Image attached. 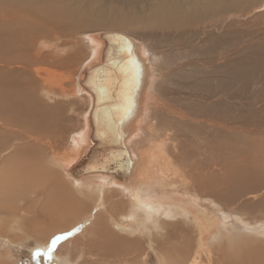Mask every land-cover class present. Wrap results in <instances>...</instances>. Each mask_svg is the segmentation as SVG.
Wrapping results in <instances>:
<instances>
[{
    "label": "bare ground",
    "instance_id": "obj_1",
    "mask_svg": "<svg viewBox=\"0 0 264 264\" xmlns=\"http://www.w3.org/2000/svg\"><path fill=\"white\" fill-rule=\"evenodd\" d=\"M25 1L27 0H0V5L4 4L8 7V4L13 3L20 6L23 11V8L27 6H24ZM42 1L45 2L44 5L53 4L52 0ZM150 1L145 5L138 4L127 8L122 6L121 9L112 8L111 11L109 9L107 10L109 12L100 14L101 16L98 14L99 9L97 13L89 16V21L84 24L86 28L75 31L76 36L73 35L75 36L73 38H68L67 35L61 36L54 30L50 36H46V30L37 31L36 29L29 37L32 40H28L27 32L25 34L21 32H25V24L29 21L25 15L17 13L18 8L14 9L15 11L9 10L12 8L9 5L8 10L5 7L3 8L5 12L0 14V30H3L0 32V106L5 101L8 103L11 101L14 107L12 111L1 108L4 113L1 115L4 117L0 119V130L7 129L9 132L11 129H16L13 125L21 124L25 120L26 122L33 121L29 123L30 126L35 125L26 132L21 131L16 141L6 142V139H3L1 143L6 142V145L0 146V159L10 156L8 167L11 169L15 165L16 155L21 156L23 153L26 155L29 152L32 160H38L45 167L40 168L35 162L25 167V174L21 176L25 179L17 182L19 190L12 196L4 195L3 203H5V198L9 199L10 205L21 211L9 216L8 220L22 221L24 216L28 217L29 209L36 212L43 211L46 220H56V225L51 223L53 225L51 235L45 232V228L41 230V227V229L37 228L38 225H33L40 234L37 235L40 243L45 247H51V242L55 237H62L52 251L55 257L65 264H80L81 255L90 252L87 250V245L92 247V239L96 238L98 232L95 227L97 228L99 224L98 220L102 219L110 221L117 231L115 235L126 234L130 240L137 237L149 244L146 254L142 256L146 264H153L151 260L157 264L160 260L154 248L153 236L156 235L174 239L178 243L179 237L183 238L180 240L183 247L187 245L182 243L184 239L187 242L188 239L191 240L190 244L194 247V252L185 256L189 257L188 259L183 256L185 260L182 259V251L179 252L181 259L177 260L178 264H213V256L221 251L227 256L220 258L217 263L229 264L230 258L240 259L236 257L237 253L241 255L249 249L255 252L257 249L263 250L264 248V205L252 207L246 204L245 206V201L244 203L240 201L242 205L234 207L235 203L231 199H224L225 196L220 193V191H225L221 187V179L219 181L214 178L216 172L227 167L223 164L224 156L229 160L234 159L236 157L234 147L238 146L232 147L206 140V143H199L196 147L186 144L183 150L162 116L163 112L168 109L163 100L168 92V85H172L173 81L182 83L187 88L197 84V81L192 78L195 73L190 72L186 77H183V73L203 66L201 64L205 60L200 55L187 57L185 53L189 50L196 52L207 50L210 58L205 63L212 65L210 68L213 72V76L207 80V88L222 93L214 96L213 101L210 102V110L220 109L224 115L218 113L215 115V111L210 117L207 115L201 118H206L204 120H207L209 124L207 127L214 129L216 127L228 135L235 133L234 136H246L253 133L264 138V129L261 127H244L229 123V116L234 117L232 114H235L232 112L231 105L236 104L230 94L231 90L241 91L240 97L249 100L247 102H249L251 111L263 107L259 115L263 113L260 118H264V0H208L205 2L198 0L196 8L191 13L182 11V6L187 0ZM29 2L31 0H28ZM102 5H99L100 8ZM90 6L88 7L92 9ZM231 6L247 8V10L242 14L234 13L231 12ZM189 7L191 6L187 3L185 8ZM33 8H36L35 5ZM146 9L151 14H146ZM35 10L31 8V11L35 12ZM85 10L88 12L87 9ZM55 11L58 12V10ZM204 12H207L211 20L201 28L191 30L188 37L186 25L192 17ZM39 13L42 12L39 11ZM71 14L77 16L74 13ZM48 20L51 22L50 19ZM97 22L115 25L108 29L88 28ZM174 22L176 24L181 22V26H177ZM19 23L24 26L20 27ZM73 23H76L74 26L77 25L76 20ZM133 23L140 29L144 27L145 32L121 28L125 27L124 25H134ZM233 25H240L232 30V34L242 40H231L229 29ZM79 26L81 25L78 24L74 28L79 29ZM259 26H261L262 34L247 39L246 33L250 32L253 27ZM114 31L128 35L132 40L134 53L141 64V78L136 90L134 108L123 123L125 144L131 158L132 169L123 178L115 177L108 172H92L80 176L75 171L78 170L93 146L92 110L95 97L86 84V78L90 70L102 64L106 59V36ZM142 32L145 33V37ZM80 50L84 56L75 62V69L69 72L71 68L68 66L74 62L73 59L78 57ZM16 53L19 60L12 58ZM232 56L235 63L231 60ZM249 57L257 59L247 62L245 58ZM179 61H181L180 64H178ZM219 61H224L222 68H217ZM39 63H43L45 67L35 66ZM194 98L199 101L203 100V97L199 96H194ZM211 99L205 98L204 100L208 102ZM8 111L14 114L10 117L7 115ZM62 114L64 119L60 116ZM52 117L54 119L58 117L57 120L60 121L55 129H60L62 132L68 127L71 129L69 123L72 122V130L68 133L65 131L68 135H64L60 146L57 145L56 148L53 146L55 140L49 138L50 134L45 135V132L51 128L52 120L50 119ZM186 118L189 123L194 121L190 117L186 116ZM23 127L25 128V125ZM31 141L30 146L25 145L26 142ZM249 141L250 145L255 144L253 139ZM46 148L50 151L48 156L45 155ZM217 150L222 153H218ZM176 155L179 161L177 166ZM242 161L253 162V160H248L247 156L242 158ZM52 170L58 174L59 177L55 174L54 176L61 179L60 182L51 176L52 172L54 173ZM8 172L0 174L1 189L6 184L5 179L8 177ZM35 173L41 174L38 180L49 181L50 187L57 188L58 192L56 193V189L53 192L46 186H39L33 175ZM258 190L264 192V180ZM251 191L250 195L255 197L257 192ZM188 194L191 196L189 199L186 198ZM232 196L238 201L241 198ZM199 197L211 199L209 203L214 211L213 214L209 213L202 204L200 205ZM121 205L123 209L119 211L118 207H122ZM5 209L11 211L9 204L5 205ZM69 210L73 212V219H69L71 220L69 224L61 222L67 224L60 225L58 220H67L61 219V216L68 218L70 213L68 215L66 212ZM91 210L93 215L88 216ZM230 217L234 221H242L244 223L242 229L234 226V223L230 222L232 221ZM87 222L90 223L86 226ZM23 225L18 228L21 232H19L20 237L21 234L27 233ZM9 231L11 234L12 230ZM9 239L13 241L14 238L9 237ZM194 239L195 243H193ZM79 240L83 247L77 249L75 242ZM122 242L126 243V240H121L118 245H115L117 250L125 247V243ZM130 246L128 245V248ZM246 247L249 249L241 250ZM75 252H77L76 255ZM6 253L7 257L11 255L9 251ZM203 256L207 258L206 261L202 259ZM3 260H0V264H12L10 259L4 262ZM257 260H261L259 264H264V257ZM129 263V259L125 261V264ZM166 263L169 261L166 260ZM239 263L252 264L246 261Z\"/></svg>",
    "mask_w": 264,
    "mask_h": 264
},
{
    "label": "rangeland",
    "instance_id": "obj_2",
    "mask_svg": "<svg viewBox=\"0 0 264 264\" xmlns=\"http://www.w3.org/2000/svg\"><path fill=\"white\" fill-rule=\"evenodd\" d=\"M129 1H131V0H125V1L124 0H52L53 4L50 3L48 5L47 4L44 5L45 2H43L42 0H31V2H29V3L27 0V1H25V4H24V6L27 5L26 6L27 10H25V8H26L25 7V8H23V11L28 12V14L26 12H23L22 9L20 8V6L18 7L13 3L8 4V7H10L9 5H11L12 8H9V10H13V11H15L14 9L18 8L19 12H17V13L19 15H25V17L29 21V22H26V24H25V27H26V30H24L25 32H21L22 34H25L27 32L26 35L28 36L27 37L28 40H32L29 37L31 35H33L32 31H35L36 29H37V31H39V30L45 31L46 30L45 31L46 36H50L52 34V30H54V32L60 34L61 36L67 35L68 38L69 37L73 38L76 36L75 33L78 30H82V29L86 28V25L84 26V24H86L87 21H89V19H90L89 16L91 14L97 13L98 12L97 10H99V9L100 10H99L98 14L102 15V14H104V12L106 13V12L111 11L112 8L113 9H115V8L121 9L122 6L127 8L128 6L134 7V6H137L138 4L139 5H143V4L145 5V3L147 2V4H148V2L150 0H147V1L146 0H132L130 2L131 4H129ZM197 1L198 0H194V1L187 0L186 3L184 4V6H182V11L188 12V13L193 12L194 9L196 8V5L198 4ZM202 1L205 2L208 0H202ZM32 2L35 5L36 10L33 8L34 5L32 4ZM84 2H85V4H84ZM89 2L91 4V6H90ZM126 2L129 5L126 4ZM86 3H88L87 5L90 6L92 9H90L86 5ZM97 3H98V6L96 7ZM187 3H189L191 7L185 8ZM43 5H44V7H43ZM49 5H50V7H49ZM99 5H102L101 8ZM112 5H113V7H112ZM30 6L33 10H35V12L31 11ZM45 6H46V8L48 7L47 8L48 10H46ZM51 6H53V7H51ZM71 6H72V8H71ZM5 7L6 6H4V4L0 5V14L1 15L5 12L3 10V8H5ZM8 7H6L5 9L8 10ZM39 7H40V9H39ZM94 7H95V9H94ZM28 8L30 9L31 12L29 11ZM85 9H87L88 12H86ZM102 9H104V10H102ZM55 10H58V12ZM77 10L79 11V13ZM107 10H109V11H107ZM246 10H247V8L244 9L242 7L231 6V12H234V13H241L242 14ZM39 11L42 12L44 15L42 13H39ZM55 13H56V15H55ZM71 13H74L78 17L74 16ZM76 13H78V14H76ZM81 13H83V14H81ZM146 14H151V12L148 9H146ZM46 17H47V19H46ZM79 17H81V19H79ZM48 19H50L51 22H49ZM30 20H33V21H30ZM75 20L77 22V25L78 24L81 25V26H79V29L78 28L75 29L77 27V25L74 26V24H76V23H73V22H75ZM210 20H211V18L207 16V12H204L202 14H199L198 16L192 17L190 19V21L188 22V24L186 25V30L188 31V37L190 36L191 30H193L194 28H197V27L201 28V26L208 23ZM64 21H66V23ZM29 23L30 24L35 23V24L30 25ZM180 23L179 24L175 23V24L177 26H179ZM100 24H102V25H100ZM133 24L134 25H124L125 27H121V28H123V29L130 28V29L134 30L135 32H138V31L145 32L144 27H142V29H140V28L136 27L135 23H133ZM19 25H20V27L24 26L22 23H19ZM60 25H62V26H60ZM93 25H97V26H93ZM93 25L89 26L88 28L95 29L97 27H101V29H108L109 27H113V25H115V24L109 25L108 23L97 22ZM35 26H37V27H35ZM238 26H240V25H233L230 27L229 32L231 33V40H234V41L242 40V38L236 37L232 34V30ZM31 27L34 29H32ZM116 27H120V26H116ZM260 28H261V26L253 27L250 32L246 33L247 34L246 38L247 39L253 38V37H256V36L262 34ZM55 29H57V30H55ZM67 29H68V31H67ZM179 29H181V28H179ZM1 31H3V30H0V32ZM57 31H59L60 33ZM143 32H142V34L145 37V33H143ZM73 35H75V36H73ZM3 51L4 50L2 49V53H3ZM81 52L82 51L80 50V52L78 53V57L76 56L77 58L73 59L74 62L70 63V66H68L69 68H71V69H69L70 71L68 70L69 72H71V70L73 71L75 69V67H76L75 62H77L78 60L83 58L84 55H83V53L81 54ZM185 55L187 57L190 55H200L205 60V62H208V59L210 58L209 51H207V50H204L202 52H196V51L189 50L188 53H185ZM218 57H219V55H218ZM12 58L14 60H16V59L19 60L17 53L14 54L12 56ZM245 59L247 62H249V60L255 61L257 58L256 57H249V58H245ZM73 60H71V61H73ZM231 60L233 61V63H235L233 56L231 57ZM181 61H182V59H181ZM181 61H179L178 64H180ZM205 62L203 64H201L203 66H199L198 68H195L193 71L187 70L186 72L183 73V77H186L190 72H192V74L195 73L192 75V78L197 81L196 85H192L191 88H187V87H184L182 85V83H175V81H173L172 85H168V92L166 93L165 97H163L164 104L166 105V107H168V109L163 112L162 116H163L164 120L166 121L167 126L171 128L176 139H178V141L180 142V146L182 147L183 150L185 149L183 146L184 145L186 146V144H190L191 147H196L199 143H201V144L206 143L205 142L206 140L214 141V142H216V144L224 143L225 145H231L232 147L237 145L238 147H234V153L236 154V157L234 159L229 160L226 158V156H224L223 164L227 165V167H225L223 170L215 173L214 178L216 180L221 179V181L219 180L222 183L221 187L223 188V190H225V191H222L224 193H222L221 191H220V193L222 196H225L224 199H227V198L231 199L232 202L235 203L234 207H239V205H242V203H240V201L243 203L245 201V203H244L245 206H246V204H248V206H252V207L264 205V196H263L264 192L262 190H258L260 188V184L262 183V180H264V138L262 139L263 136L255 135L253 133H249L246 136H234L235 133H231L228 135L227 133L219 130L218 128L216 129V127H215V129L207 127V125H209V124H208L207 120H204L206 118H201L202 116L209 115L208 117H210V115L212 113H214L215 111H216L215 115L217 113L221 114V115H224V114H222L220 112V109H214L213 108L214 111L210 110V105H211L210 102L213 101L214 96L222 94V93L220 91H213V90L211 91L207 88L208 87L207 80L213 76V72L211 71V68H210L212 65L206 64ZM223 63H224V61L223 62L219 61V66L217 68H222ZM35 66L45 67V65L43 63H39ZM172 66H173V64H172ZM205 67H207V68H205ZM181 81H182V79H181ZM230 92H231L230 94H231L233 100H235L236 104L234 106L231 105L232 112L235 114H232L234 117L229 116V118H230L229 123H233V124L244 126V127H261L264 129V118H260V116L263 113L259 115V113L263 109V107L251 111L250 107H249V102H247L249 100L242 99L240 97L241 91L231 90ZM194 96L203 97V100H200V101L197 99L195 100ZM205 98H212V99H211V101L207 102L204 100ZM4 103H5V105H4ZM4 103L0 106V119H3V117H4L1 115V113H3L1 108L9 109L11 111L14 108L11 101H9V103L5 101ZM230 104H231V102H230ZM246 105H248V106H246ZM59 106L63 107V105H59ZM64 107L66 110V106H64ZM26 108L28 109L27 106H26ZM79 108H80V106H79ZM23 110H26V109H23ZM11 111H8V113H7V115H9L10 117H11V115L14 114V112H11ZM3 115H4V113H3ZM60 116L62 117V119H64L63 114ZM60 116H58V117H60ZM186 116L192 118L194 120L193 122L194 123L196 122V123L195 124L193 122L189 123ZM235 116L236 117L238 116V117L236 118ZM54 117H52L50 119V121L52 120L50 122L51 128L48 131L46 130L47 132H45V135L50 134L49 138H52L55 140L53 146H55V148H56L57 145H58V147L60 146V143L62 142L64 135L67 136L68 135L67 133L70 130H72V126H71L72 122L69 123V125L71 124L70 125L71 129L68 127L69 129L68 128L65 129V131L67 133L65 131L62 132L60 129L59 130L55 129L60 120H57L58 117L55 119H54ZM219 117H220V115H219ZM220 119H222V116L220 117ZM69 120H71V119H69ZM80 120H82V118H80ZM202 120H204V121H202ZM220 122H221V120H220ZM29 123H33V121L26 122V120H25L21 124H18V125L15 124L13 126L16 129H11L9 132H7V129L0 130V146H5L6 142H10L11 140L16 141V137H18V134H20L21 131L26 132L27 129L29 130V128L35 127V125H33V127L30 126ZM24 125H25V128L23 127ZM81 125L83 126V122L81 123ZM20 128H21V130H20ZM74 129L76 130V128H73V130ZM63 133H66V134H63ZM57 138H58V140H61V141H58ZM3 139H6V142L1 143V142H3ZM250 139H253L255 144L250 145L249 144ZM31 143H32V141L26 142L25 145L30 146ZM27 152L28 151H26V153ZM49 152H50L49 148H46L45 149V155L48 156ZM217 152L222 153L221 151H218V150H217ZM241 154H243L242 158L247 156L248 160H253V162L249 163V162L242 161ZM29 155H30L29 152L26 155L24 153L21 156L16 155L14 158V160H15L14 164L15 165L12 166L11 169L8 167V163L10 164V162H9L10 156H8L7 158H3L2 160L0 159V174L2 172L9 171L8 177H7V179H5V183H6L5 186H2V189L0 187V190H1V192H0V221H1V224H0V233H1L0 260H3L5 258H6L5 260L10 259V260H12V264H65L64 262L59 261L55 257L53 251H51L49 253L50 247H45L44 245H42V243H40V241L37 237V235H40V234L38 233V229H36V226L33 225V224L38 225L37 228H39V229L42 228L41 230L46 229L45 232L48 235H51L53 232L51 227H53L52 224H54V225L57 224L56 220H54V221L53 220H50V221L46 220L44 217L43 211L38 210L36 212V211H33V209L28 210V214H27L28 217L24 216L22 221L17 220V221H19V222H17L16 220H8L10 218L9 216H13V214H15V213L18 214L21 211H18L17 207L10 205L9 199L6 200V198H5V203H3L2 198H4V195L9 197V196H12L13 193H15L16 191L19 190V188L17 187V186H19V184L17 182L23 181L25 179V178H22L21 176L23 174H25V167L30 166V163L35 162L36 165H38L40 168H45L42 163H39L38 160H35V159L32 160L29 157ZM175 157H176V166H177L179 164L178 155H176ZM43 159L46 160V158H43ZM46 166H47V164H46ZM181 169H183V168H181ZM52 171H54V170H52ZM48 172H50V174H51L50 170H48ZM55 173H56L55 171H54V173L52 172L51 176H53L54 178L57 179L59 176H58V174H55ZM54 174L57 175L58 177L57 176L55 177ZM33 175L35 177L36 183H38L39 186H46L50 191H53V192H55V189H56V193L58 192L57 188H51L50 187L49 181L44 180V179L38 180V177L41 176L40 173H35ZM11 180H12V182H10ZM60 180L61 179H57V181H59V182H60ZM256 189H257V191H256ZM251 190H253V191L255 190V192H257L255 197L250 195V193L252 192ZM232 195H235V197L238 196V198L239 197H241V198L238 201L237 198L234 199V197ZM189 197H191V196H189V194H188L186 196V198L189 199ZM199 198L201 199L200 205L202 204V206L205 207L209 213L213 214L214 211H213V209L209 203V202H211V199H206V197L205 198L199 197ZM3 204H5V205L9 204L11 211L6 210L5 205H3ZM118 208L120 209L119 211H122L121 209H123V206L118 207ZM92 210L88 214V216L93 215ZM66 213H68V215L70 213V215L68 216V218L61 216V219L64 218L67 220H58V223L60 222V225L67 224V223H61V222H68V224H69L71 221L69 219H71V218L73 219V214H72L73 212L71 210H69V212H66ZM82 219H83V216L81 217V220ZM98 221H99L98 222L99 224L97 225V228L95 227V229L98 230V232L96 233L97 239L93 237L94 239H92V245H91L92 247L91 248H90V246L87 245V250H89L91 253L86 252L85 255H81L82 257H80L81 259H79L80 264H113V263L125 264V261L128 259H129L131 264H146L145 261H143L144 258L142 259V256H144V254H146L145 253V252H147L146 248H149V244L144 239H139L136 237L133 240H130V238H128V236L126 234L115 235L114 233H116L117 231L113 228V226L109 220L102 219V220H98ZM90 222H87L86 226ZM230 222H233L234 226H236L239 229L241 227H243V225H244V223L242 221H239V220H235V221L232 220ZM21 223H23L24 225ZM20 225H23L25 230L27 231V233H25V235L21 234V237L19 236L21 232H20V230H18ZM32 225H33V227H32ZM4 226L6 227V229ZM12 228H14V230ZM58 228H60V227H58ZM9 230H12L11 231L12 233H14V232H16V233H14L12 235V233L10 234ZM33 230L34 231L36 230V232H34ZM97 230H95V232ZM99 230L101 231L100 233H99ZM49 231H51V232H49ZM27 234H29V236H27ZM9 237L14 238V239H12L14 241V243H12L13 241H11L10 239L8 240ZM127 239H129V240H127ZM153 239L155 241L154 248L156 249V251L158 253V254L157 253L156 254L160 258V260L157 259L158 260L157 264H163L164 261H165L164 264H178L177 260L181 257V253H179V252L182 251V259H184V258L188 259L189 257H185V256H189V254L194 252V247L192 246V244H190L191 243L190 239H188V242L185 239L182 241L183 244H187L184 247L180 244L181 243L180 240L183 239L180 237H179V239H180L179 243L176 242L174 239L161 237L160 235L153 236ZM121 240L122 241L126 240V243L122 242V243H125V245H124L125 247H123V249L117 250L115 245H118ZM80 242H81L80 240L77 241V243L75 242V244H77V249H80L83 247V245L80 244ZM193 243H195V239L193 240ZM128 245H131L130 248H128ZM84 246H86V245H84ZM246 249H249V248L246 247V248H243L241 250H246ZM257 250L255 252H251L249 249V250L243 252L241 255H239V253H237L236 257H239L240 259H234L233 258L234 259L233 260L232 258H230L228 256L230 258L229 264H241V263H239L240 261H243V262L246 261V262H250L252 264H254V263L259 264V261L261 262V260H257V259H259V258L261 259V257H264V248H263V250L259 249L258 252H257ZM6 251L11 252V255H9L7 257ZM84 252L85 251H83V253ZM178 253H179V255H178ZM222 253H224V252L221 251L219 254H216L213 256L214 257V259H212L213 264H218L217 262H219L220 258H222V257L226 258L227 255L222 254ZM3 254H5V255H3ZM74 254L76 255L77 252H75ZM251 254L253 256H251ZM254 254H257L259 257H257V255H254ZM2 256H4V257H2ZM83 256H84V258H83ZM183 256H184V258H183ZM251 257H253V258H251ZM202 259L204 261L207 260V258L206 257L204 258V256ZM5 260H3V262ZM82 260H85V261L83 262ZM166 260L169 261V263H166Z\"/></svg>",
    "mask_w": 264,
    "mask_h": 264
},
{
    "label": "water",
    "instance_id": "obj_3",
    "mask_svg": "<svg viewBox=\"0 0 264 264\" xmlns=\"http://www.w3.org/2000/svg\"><path fill=\"white\" fill-rule=\"evenodd\" d=\"M106 41V59L90 70L86 78V84L95 97L93 146L75 173L81 176L108 172L123 178L132 169L123 123L134 108L141 64L134 53L132 40L125 33L110 32ZM151 262L154 264L153 260Z\"/></svg>",
    "mask_w": 264,
    "mask_h": 264
},
{
    "label": "snow or ice",
    "instance_id": "obj_4",
    "mask_svg": "<svg viewBox=\"0 0 264 264\" xmlns=\"http://www.w3.org/2000/svg\"><path fill=\"white\" fill-rule=\"evenodd\" d=\"M62 239V237L57 236L55 237L52 242H51V247L49 248V253L54 249V247L56 246V244L58 243V241Z\"/></svg>",
    "mask_w": 264,
    "mask_h": 264
}]
</instances>
